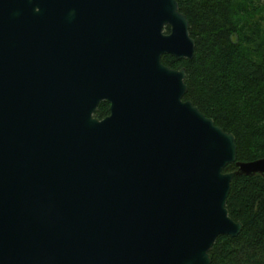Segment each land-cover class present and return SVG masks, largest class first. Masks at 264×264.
Returning a JSON list of instances; mask_svg holds the SVG:
<instances>
[{
    "label": "water",
    "instance_id": "water-1",
    "mask_svg": "<svg viewBox=\"0 0 264 264\" xmlns=\"http://www.w3.org/2000/svg\"><path fill=\"white\" fill-rule=\"evenodd\" d=\"M189 26L177 0H0V264H211L240 233L231 181L264 157L163 63Z\"/></svg>",
    "mask_w": 264,
    "mask_h": 264
},
{
    "label": "trees",
    "instance_id": "trees-1",
    "mask_svg": "<svg viewBox=\"0 0 264 264\" xmlns=\"http://www.w3.org/2000/svg\"><path fill=\"white\" fill-rule=\"evenodd\" d=\"M195 39L192 59L162 56L165 65L186 68L185 100L235 135L237 161L264 157V0H177ZM169 27H167V30ZM109 101L95 116L106 117ZM237 168L228 164L225 172ZM229 215L241 221L237 236L220 235L211 264H264V177L235 175Z\"/></svg>",
    "mask_w": 264,
    "mask_h": 264
},
{
    "label": "rangeland",
    "instance_id": "rangeland-1",
    "mask_svg": "<svg viewBox=\"0 0 264 264\" xmlns=\"http://www.w3.org/2000/svg\"><path fill=\"white\" fill-rule=\"evenodd\" d=\"M165 30H167V27L165 28Z\"/></svg>",
    "mask_w": 264,
    "mask_h": 264
}]
</instances>
